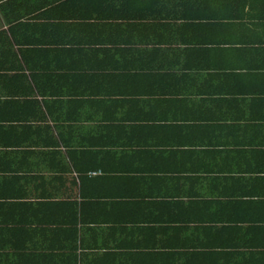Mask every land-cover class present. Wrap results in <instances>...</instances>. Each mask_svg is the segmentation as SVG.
I'll return each mask as SVG.
<instances>
[{
    "label": "crops",
    "instance_id": "obj_1",
    "mask_svg": "<svg viewBox=\"0 0 264 264\" xmlns=\"http://www.w3.org/2000/svg\"><path fill=\"white\" fill-rule=\"evenodd\" d=\"M188 1L0 0V264H264V0ZM130 22L152 65L94 76Z\"/></svg>",
    "mask_w": 264,
    "mask_h": 264
},
{
    "label": "trees",
    "instance_id": "obj_2",
    "mask_svg": "<svg viewBox=\"0 0 264 264\" xmlns=\"http://www.w3.org/2000/svg\"><path fill=\"white\" fill-rule=\"evenodd\" d=\"M171 0H122V4L123 6H121V10H119V12H117V18H119V20L123 21L125 20L129 14H131L132 16H134V20H136V30L138 32L139 28H140V22L144 20L148 21L149 23H154V19L156 16H158L160 14V11L167 6V4H169ZM181 3H185L189 4L190 2L188 0H180ZM114 3H116V1H114ZM93 4V3H92ZM127 8V9H126ZM128 10V11H127ZM151 10V12H150ZM148 11L150 12L148 15ZM195 16H197L199 19L198 25L197 27H195L194 31L196 32H201L204 31V33H206V31L209 30V24L206 23L207 20H211L212 16L214 15L213 13L206 11L205 9H201L199 8V10H195L194 11ZM148 22L143 21L144 25H147ZM127 28H128V32H129V36L131 37V39L127 40L126 43L123 42L122 45H117L118 47H121L124 51H126L127 53H129L134 60L130 62V60L128 59H123L121 60V62H113L112 65L111 63L108 62V60H103L100 59L98 65L96 66V68L98 69L96 75H98L101 71L103 73H108L110 68H113L114 70L117 71V75L115 76L117 78V80L120 83H124L128 80H131L130 74L132 71L137 70L138 68L140 69H144V66H147L146 64L148 63V66H151L152 63L149 62L150 60H143V58H140V51H141V45L139 44H134L133 43V36L136 33L135 28L132 26V23H129V27H128V23H127ZM147 31L151 30L147 29ZM105 32L107 34L111 33L110 32V27L106 26L105 27ZM186 38V37H185ZM184 38V40H185ZM132 41V42H131ZM41 61H31L28 64V68L31 70L30 71V76L32 78V81L35 85V88L38 92V94L42 95L43 97L46 96V100H45V105L48 106V104L50 103V99L49 96H57V94H61L62 92L60 90H58V88L60 87L57 84V81H55V79L51 76L52 74L48 71L49 66H43L40 65ZM50 62V61H49ZM51 63V62H50ZM102 78L104 79H110L113 78L112 75H105L102 76ZM166 79V77L164 78L163 76V80ZM25 83V82H24ZM28 94L30 93H34V91H27ZM73 95H78L81 94V90H76L73 92ZM35 94V93H34ZM45 95V96H44ZM72 93L70 92L68 94V96H71ZM70 97L71 100H76L74 97ZM49 100H48V99ZM31 100H34L32 98L30 99H26L25 101L30 102ZM35 102H37V100H34ZM26 104H31V103H26ZM39 106L38 103L32 104L30 105V109L29 112H34L36 113L37 110L36 108ZM52 106H48L46 107V109L48 110V112H50ZM32 110V111H31ZM44 109L40 110L43 111ZM62 110L63 108H61V110L59 109L58 113L56 115H54L52 112H50L52 115H54L55 120H56V127L60 130L63 129L65 127L64 123H60L58 122V115L59 118H61L62 116ZM72 110V109H71ZM78 115V113H77ZM40 118H43L42 116H40ZM13 129L11 130L12 132L16 130V128L12 125ZM78 125H68V127L60 134V135H72L73 130L75 132H77ZM73 129V130H72ZM82 180H84V178L82 177Z\"/></svg>",
    "mask_w": 264,
    "mask_h": 264
}]
</instances>
